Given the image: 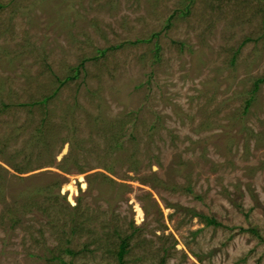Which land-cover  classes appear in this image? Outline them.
Wrapping results in <instances>:
<instances>
[{
    "label": "rangeland",
    "instance_id": "1",
    "mask_svg": "<svg viewBox=\"0 0 264 264\" xmlns=\"http://www.w3.org/2000/svg\"><path fill=\"white\" fill-rule=\"evenodd\" d=\"M0 5V264H264V1Z\"/></svg>",
    "mask_w": 264,
    "mask_h": 264
},
{
    "label": "trees",
    "instance_id": "2",
    "mask_svg": "<svg viewBox=\"0 0 264 264\" xmlns=\"http://www.w3.org/2000/svg\"><path fill=\"white\" fill-rule=\"evenodd\" d=\"M260 1H264V0H260ZM1 7V5H0ZM72 79L71 76L67 77V79L63 80V81H60L61 83V86L64 85L67 81H70ZM262 80H257L256 82L259 83L261 82ZM57 91V90H56ZM254 92V91H253ZM54 95L52 96H46L44 97L43 99L39 100V101H36V102H33V103H22L21 105H46L52 98H53ZM250 107V101L247 102V109H249ZM40 132V131H39ZM33 140H29L28 143L32 142ZM40 140L36 139L35 142L36 143H39ZM29 145V144H28ZM73 145V144H72ZM32 153L30 152L29 154H27V160H31L30 158L32 157L31 155ZM23 171L21 170V173ZM60 186V184H59ZM213 223H216V220L215 219H208V224H213ZM129 238H125L122 240L121 244H120V248H119V251L117 252V255L119 257V259L122 261L125 256L130 252V242H129Z\"/></svg>",
    "mask_w": 264,
    "mask_h": 264
}]
</instances>
